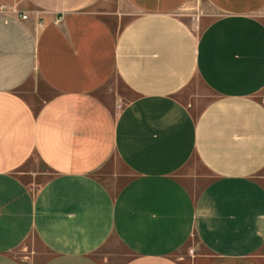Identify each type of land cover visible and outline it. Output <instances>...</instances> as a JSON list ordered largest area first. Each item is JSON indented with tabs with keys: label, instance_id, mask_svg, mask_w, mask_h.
Listing matches in <instances>:
<instances>
[{
	"label": "crops",
	"instance_id": "0c3cea01",
	"mask_svg": "<svg viewBox=\"0 0 264 264\" xmlns=\"http://www.w3.org/2000/svg\"><path fill=\"white\" fill-rule=\"evenodd\" d=\"M0 264H264V0L1 10Z\"/></svg>",
	"mask_w": 264,
	"mask_h": 264
},
{
	"label": "rangeland",
	"instance_id": "374dc122",
	"mask_svg": "<svg viewBox=\"0 0 264 264\" xmlns=\"http://www.w3.org/2000/svg\"><path fill=\"white\" fill-rule=\"evenodd\" d=\"M17 2H18V0H0V11L1 10H7V9L14 7L17 4ZM114 86L115 87H113V90L111 92H107V93L104 92L105 93L104 95L107 98L106 101L109 104L112 103V101H113L112 98L119 100L117 103V108H118V110H121L124 107V105L127 104L128 101H130L132 98H134V95L129 90H127V88L122 83L117 82ZM199 93L202 96L201 98H203V99L200 100V106L195 108V110H202V107L205 104H207L210 100H212V96L205 95L204 88H203L202 84H199ZM111 95H112V97H111ZM183 100L186 101L187 97L183 96ZM190 166L192 167V164ZM190 166H189V168L185 169L181 173V175L185 176V174H187L189 172ZM109 167H110L109 169H111L112 164ZM108 173H110V172L107 168L104 171H102V173H100V174L102 175V174H108ZM127 179L128 178L125 175L120 176L119 178H115L114 181L112 179L114 186H115L114 188L118 189L123 183L126 182ZM183 181H185L186 183H189L185 178L183 179ZM33 248L39 249V250L41 249L39 244L36 241V242H34V244L28 243L25 246V248L23 247L21 249L22 251L17 252V255L19 257L27 256L32 252ZM23 249L25 251H23ZM109 251H111L112 254H117L118 256L120 255L119 257H117V259H119V260L120 259L122 260V258L124 259L127 257L126 250L115 241L113 243L107 244V246L103 249V251H101V254H100L101 258H102V255L107 254Z\"/></svg>",
	"mask_w": 264,
	"mask_h": 264
},
{
	"label": "built area",
	"instance_id": "2783aa9c",
	"mask_svg": "<svg viewBox=\"0 0 264 264\" xmlns=\"http://www.w3.org/2000/svg\"><path fill=\"white\" fill-rule=\"evenodd\" d=\"M22 18L24 19V20H26L28 17H27V15H22Z\"/></svg>",
	"mask_w": 264,
	"mask_h": 264
}]
</instances>
